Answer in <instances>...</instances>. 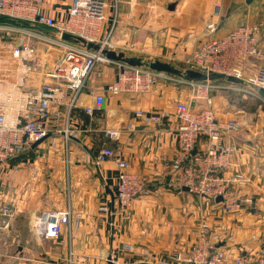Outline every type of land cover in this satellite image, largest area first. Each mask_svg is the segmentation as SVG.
I'll return each mask as SVG.
<instances>
[{"label": "crops", "instance_id": "1", "mask_svg": "<svg viewBox=\"0 0 264 264\" xmlns=\"http://www.w3.org/2000/svg\"><path fill=\"white\" fill-rule=\"evenodd\" d=\"M109 1L100 32L114 25L113 41L130 57L170 62L182 69L183 58L203 40L222 36L244 22L262 25L264 43V0H221L223 17L212 35L207 25L217 0H118L116 5ZM72 2L45 0L44 6L48 14L66 20ZM47 55L52 65L56 59L51 51ZM51 69L33 74L25 87L51 81L46 75ZM117 71L116 63H99L87 79L70 115V127L77 133L68 150L61 135H56L58 146L53 149L51 134L0 166V198L14 204L9 227L0 231V264H67L70 251L74 264H108L109 255L115 264H179L172 254L193 245L202 223L209 224L216 247L256 264V238L264 224V117L261 107L252 106L258 100L236 89L237 81L222 75L212 78L217 85L211 91L212 107L218 118L248 121V128L221 142L234 147V165L228 172L239 170L250 178L247 186H234L232 192L255 202L226 211L220 201L193 194L172 181L171 161L178 153L175 103L189 100L191 89L161 81L149 93L112 94L106 87ZM99 92L105 94L104 106L86 113L84 107ZM139 109L166 110L170 115L161 122L146 121L137 115ZM107 129L116 135L110 137ZM107 145L120 149L128 171L143 176L149 185L150 194L133 201L128 217L113 213L119 172L114 161L100 167L93 161ZM205 149L200 137L195 151ZM104 205L109 210H102ZM67 207L74 213L71 228L64 227L57 239H36L31 231L33 214Z\"/></svg>", "mask_w": 264, "mask_h": 264}, {"label": "built area", "instance_id": "2", "mask_svg": "<svg viewBox=\"0 0 264 264\" xmlns=\"http://www.w3.org/2000/svg\"><path fill=\"white\" fill-rule=\"evenodd\" d=\"M44 5L45 0H0V17L25 20L53 30L50 34L35 27L0 22V166L51 134H54L51 138L53 149L58 146L56 135H61L68 150L70 140L77 133V129L70 127V115L87 79L99 63L113 62L118 71L106 87L109 93H149L161 81L191 89L189 100L175 103L178 153L171 161L173 183L179 188L188 187L189 192L198 196L213 200L221 196L220 202L226 211L254 203L253 197H242L232 192L234 186H247L250 178L239 170L228 172L227 169L234 165V147L221 142L225 136L248 128V121L236 117L218 118L212 107L211 91L217 86L212 81V75H222L235 79L239 83L235 88L245 95L264 102V96L259 93V89L264 88L261 24H238L222 36H209L192 49L184 60L187 66L183 70L193 69L203 73V80H195L144 65L109 59L101 50L62 39V33L68 31L99 43L101 48L119 51L111 38L114 25L100 32L109 0H73L66 20L48 14ZM222 17V2L217 0L207 25L210 35L218 30ZM72 24L77 28H73ZM84 28L88 29L83 33L75 31ZM11 32L26 33L41 45L52 43L63 53L52 63L51 71L46 73L51 81L25 87L29 77L50 64L49 51H43L40 46L31 45L23 39L16 41V36H10ZM105 100L103 92L95 94L93 103L84 107L85 112L93 114L102 109ZM62 106H65L64 110H61ZM136 113L153 122H161L170 115L166 110L147 113L139 109ZM106 134L114 137L116 131L107 129ZM200 137L205 139V151H195ZM109 160H113L119 170L114 193L117 207L113 213L128 217L133 201L150 194L149 185L143 176L128 171V162L120 149L104 146L95 154L93 161L100 167ZM101 208L109 210L107 205ZM13 214L14 204L0 198V231L9 227ZM73 218L70 207L33 214L30 219L32 234L38 240L57 239L64 227L71 228ZM256 239V264H264V224ZM72 255L70 251L67 264H74ZM171 258L179 264H247L245 257L233 256L216 247L208 223L200 225L196 241L188 250L177 251Z\"/></svg>", "mask_w": 264, "mask_h": 264}, {"label": "water", "instance_id": "3", "mask_svg": "<svg viewBox=\"0 0 264 264\" xmlns=\"http://www.w3.org/2000/svg\"><path fill=\"white\" fill-rule=\"evenodd\" d=\"M247 2H251V0H247ZM174 5H171V8ZM0 22H5V23H10V24H21L25 27H35L38 28L40 30L49 32V28L43 25H39V24H33L30 22H27L25 20H19V19H15V18H10V17H0ZM62 39L77 45H82L86 48L89 49H95V50H101L107 58L109 59H113V60H124L125 62L131 64V65H144V66H148L149 68L155 69V70H160V71H166L178 76H182L188 79H194L198 76H202L203 73H201L200 71H196L193 69H187V70H183V69H179L177 67H175L172 63L170 62H165V61H160V60H154V59H141V58H137V57H130L127 56L124 52L122 51H115V50H110L108 48H101V46L99 45V43L97 42H93V41H89L86 38H84L81 35L75 34V33H71L68 31H65L62 33ZM232 79V78H230ZM234 81H236L235 79H232ZM259 93L262 94L264 96V88H260L259 89ZM41 140L37 141L36 143H34L33 146H36L38 143H40ZM183 189L188 190V187H183ZM114 198V196H113ZM216 201H221L222 197L218 196L215 199ZM108 260V264H115L112 260V256H108L107 257Z\"/></svg>", "mask_w": 264, "mask_h": 264}, {"label": "rangeland", "instance_id": "4", "mask_svg": "<svg viewBox=\"0 0 264 264\" xmlns=\"http://www.w3.org/2000/svg\"><path fill=\"white\" fill-rule=\"evenodd\" d=\"M118 3V0H115V5ZM72 27L73 28H77L75 25H73L72 24ZM51 34V33H50ZM113 34H114V32L112 31V35H111V38H112V41H113ZM9 36V35H8ZM10 36H16V41H20L21 39H23L24 41H27L29 44H31V45H34V46H36V47H39L40 46V49H43V51H51V53H52V59H56V61L58 60V59H60L61 58V56L63 55V53L60 51H58L57 49H55V48H57V46L56 45H54V44H52V43H48V45H41L38 41H37V39H35V38H32V37H28V34H26V33H19L18 34V32H11L10 33ZM216 37H217V35H215ZM18 38H20V39H18ZM114 42V41H113ZM40 44V45H39ZM54 50H56V52L54 51ZM58 51V52H57ZM54 52V53H53ZM130 52H132V51H130ZM134 52V51H133ZM191 53V51L188 53V55L185 57V58H183V60H182V66L180 67V68H182V69H185L186 68V64H185V62H184V60L189 56V54ZM45 69L47 68V69H51L52 68V65H46L45 67H44ZM43 68V69H44ZM203 80V79H202ZM258 101H255V103H254V105H252V106H256V107H261L262 108V111H263V117H264V102L263 101H261V100H259V99H257ZM251 106V107H252ZM264 119V118H263ZM66 152V150H64V153ZM2 180V179H1ZM1 180H0V192H2V182H1ZM211 199V198H210ZM213 200V199H212ZM254 202H255V199H254ZM261 227L262 226H260V228H259V232L261 231ZM184 264V263H183Z\"/></svg>", "mask_w": 264, "mask_h": 264}, {"label": "trees", "instance_id": "5", "mask_svg": "<svg viewBox=\"0 0 264 264\" xmlns=\"http://www.w3.org/2000/svg\"><path fill=\"white\" fill-rule=\"evenodd\" d=\"M217 74H213L212 75V78L214 77V76H216ZM195 80H202V79H204V75H202V76H198V77H196V78H194Z\"/></svg>", "mask_w": 264, "mask_h": 264}]
</instances>
